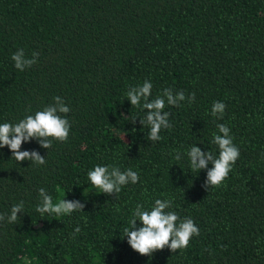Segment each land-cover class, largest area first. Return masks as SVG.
Masks as SVG:
<instances>
[{"label":"trees","instance_id":"16d2710c","mask_svg":"<svg viewBox=\"0 0 264 264\" xmlns=\"http://www.w3.org/2000/svg\"><path fill=\"white\" fill-rule=\"evenodd\" d=\"M19 49L38 53L37 63L16 69ZM145 80L151 99L165 88L196 94L194 103L166 104L172 127L154 143L139 121L145 111L126 97ZM56 96L71 109L68 140L21 146L44 165L0 148V214L24 202L20 220L0 222V264H264V0H0V123ZM216 101L226 105L223 119L211 115ZM217 124L230 128L240 156L206 190L207 170L191 172L186 153L196 145L218 155ZM97 165L130 168L139 183L117 199L100 194L87 175ZM40 188L84 211L41 216ZM156 199L200 229L187 249L142 256L123 237L136 205Z\"/></svg>","mask_w":264,"mask_h":264},{"label":"clouds","instance_id":"9594fccd","mask_svg":"<svg viewBox=\"0 0 264 264\" xmlns=\"http://www.w3.org/2000/svg\"><path fill=\"white\" fill-rule=\"evenodd\" d=\"M38 56V53L33 52L32 57L27 58L24 50L19 49L11 59L16 69L24 71L37 63ZM152 87V83L145 80L141 85L131 86L126 92V97L133 107H141L145 111L139 121L143 128L149 129L146 139L154 143L162 139L160 135L162 129L172 127L169 119L172 114L164 111L166 104L176 107L181 106V102L185 101L191 104L195 102L196 94L192 92L191 95L186 96L183 91L174 93L172 89L165 88L160 95L151 99ZM53 100L54 103L46 106L42 111L27 115L15 124L0 123V148L10 149L12 160L18 163L27 160L31 162V166L44 165L46 159L39 152L21 151L22 144L35 139L39 141L40 147L49 150L53 141L64 143L68 140L71 125L67 114L71 109L60 96L54 97ZM225 109L226 105L223 102L216 101L212 105L211 115L223 119ZM136 120L131 122L135 124ZM216 127L218 132L213 133L211 142L218 147V155H214L212 151L205 153L196 145L188 148L186 153L191 172L207 170L204 184L206 190L219 187L228 178L240 156V149L233 142L230 128L225 124H217ZM175 159H181L179 151L176 152ZM210 164L211 168H209ZM87 175L91 186L100 194H115L116 199L124 186L139 183L138 173L130 168L121 171L116 166L97 165ZM38 192L40 203L36 211L41 216L46 213L56 216L71 215L76 211H84L85 205L78 200L62 199L58 203H53V198L45 188H40ZM171 208L172 201L169 199H156L150 209H145L143 204L136 205L129 219L130 226L124 228L122 233L134 251L148 257L165 248L175 253L187 249L191 239L199 236L200 229L194 220L190 217L181 219L175 211L169 210ZM23 209V201L13 205L10 214H0V222L6 220L9 224H15L18 219L20 220L18 214L24 212ZM137 221H140L141 227L137 226ZM80 232L81 229L77 226L72 238L75 239Z\"/></svg>","mask_w":264,"mask_h":264}]
</instances>
